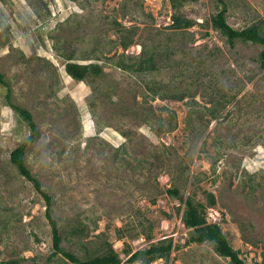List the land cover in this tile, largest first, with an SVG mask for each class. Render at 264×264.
<instances>
[{
	"label": "rangeland",
	"instance_id": "1",
	"mask_svg": "<svg viewBox=\"0 0 264 264\" xmlns=\"http://www.w3.org/2000/svg\"><path fill=\"white\" fill-rule=\"evenodd\" d=\"M226 1L234 28L264 31V0ZM217 8L216 0H0V71L39 132L26 163L53 196L62 245L78 256L108 242L120 264H141L124 249L172 240L170 255L151 264H231L211 243L187 242L184 203L167 192L178 188L205 205L207 223L247 264L264 261L263 46L229 43L211 24ZM174 15L195 23L171 28ZM60 51L99 63L101 74L75 80ZM151 53L152 71L117 64ZM7 91L0 83V263L74 264L48 259L46 199L11 163L31 129Z\"/></svg>",
	"mask_w": 264,
	"mask_h": 264
},
{
	"label": "trees",
	"instance_id": "2",
	"mask_svg": "<svg viewBox=\"0 0 264 264\" xmlns=\"http://www.w3.org/2000/svg\"><path fill=\"white\" fill-rule=\"evenodd\" d=\"M217 11L211 15L210 21L213 28L219 30L224 36L227 37L229 43L234 44L237 39L243 41H252L254 43L263 46L262 51L259 54V60L262 66H264V31L260 24H251L241 29L234 28L227 20V12L229 10L228 2L226 0H216ZM195 23V20L189 17H183L181 15H174L173 22L170 25L174 29H185L191 27ZM133 43L132 40L122 41V45L128 48ZM61 55L67 59L65 63L66 72L77 81L88 80L93 76H98L102 72V67L99 63H83L78 61L80 58H74L73 53H64L60 51ZM155 53L149 54L148 57H142L140 60L132 62L131 64L125 63L120 60L117 62L118 66L131 70L136 73L145 71H152L156 69ZM0 83L7 86V102L18 113L20 118L30 127L31 133L28 137L16 146L11 152V163L16 167L18 172L24 175L28 180L32 181L35 188L44 196L47 203L46 215L49 219L52 228L53 237V252L49 255V261H53L59 258H65L67 261L74 264H120L122 257L120 253L116 251L112 244L104 242L101 244V248H95L89 253L87 257H80L76 253L68 250L62 245L65 237L61 233V226L55 217H53V211L51 204L53 203V196L43 189L42 183L37 178L26 163V151L28 145L33 142L38 135V126L35 122L33 113L20 105L15 104L11 100V84L6 80L4 74L0 71ZM154 91V90H153ZM158 92H154L153 96H156ZM183 99V95L177 96ZM168 194L180 199L184 203V215L182 221L185 226L193 230L188 243H211L216 253L221 256L230 258L231 264H247L245 260L240 256V252L233 248L227 239L222 228L217 223H207V215L205 205L201 202L195 201L193 197H187L184 199L178 188L167 189ZM209 204H215V196L213 193H207ZM155 201V199H154ZM84 226V227H83ZM82 227H75L71 230L73 234H78L85 230V225ZM67 238V237H66ZM147 238L151 239L152 235L147 233ZM173 248L172 240L160 241L158 243H152L147 248L138 249L133 251L130 247L124 249V254L128 255V262L135 263L141 262V264H151L153 261L168 257ZM20 259H9L2 261L0 264H21ZM253 264H264V261Z\"/></svg>",
	"mask_w": 264,
	"mask_h": 264
}]
</instances>
